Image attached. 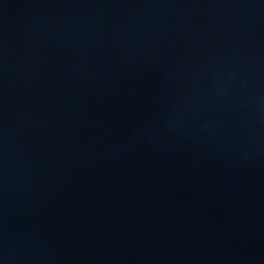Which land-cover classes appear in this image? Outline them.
<instances>
[{
	"label": "water",
	"instance_id": "95a60500",
	"mask_svg": "<svg viewBox=\"0 0 264 264\" xmlns=\"http://www.w3.org/2000/svg\"><path fill=\"white\" fill-rule=\"evenodd\" d=\"M0 264H264V0H0Z\"/></svg>",
	"mask_w": 264,
	"mask_h": 264
}]
</instances>
